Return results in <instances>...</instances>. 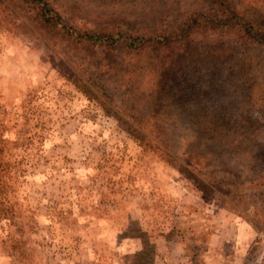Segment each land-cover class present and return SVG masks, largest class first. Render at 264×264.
I'll return each mask as SVG.
<instances>
[{"label":"rangeland","instance_id":"obj_1","mask_svg":"<svg viewBox=\"0 0 264 264\" xmlns=\"http://www.w3.org/2000/svg\"><path fill=\"white\" fill-rule=\"evenodd\" d=\"M214 1L48 0L139 37ZM227 2L264 26V0ZM153 56L0 0V264H264V46L201 32L161 77Z\"/></svg>","mask_w":264,"mask_h":264},{"label":"trees","instance_id":"obj_2","mask_svg":"<svg viewBox=\"0 0 264 264\" xmlns=\"http://www.w3.org/2000/svg\"><path fill=\"white\" fill-rule=\"evenodd\" d=\"M33 5L38 11L41 22L46 26H61L68 37L79 45H100L111 51L122 46L125 50L141 53L149 49L153 53L154 72L162 76L169 63L170 56L181 50L183 43L192 36L208 30H225L236 34L239 40L247 44L264 46V26L250 21L227 0H215L214 8L207 12L191 13L174 27L147 36H127L115 33L113 30L105 32L77 31L75 28L63 24L59 14L50 7L48 0H24ZM88 89L83 90L87 93ZM126 132L132 133L136 139L142 140L144 134L139 129L127 125Z\"/></svg>","mask_w":264,"mask_h":264}]
</instances>
